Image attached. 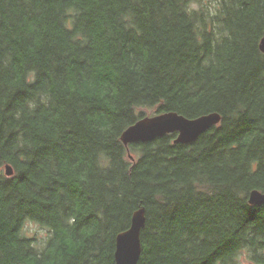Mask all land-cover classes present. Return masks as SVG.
<instances>
[{
    "label": "trees",
    "instance_id": "16d2710c",
    "mask_svg": "<svg viewBox=\"0 0 264 264\" xmlns=\"http://www.w3.org/2000/svg\"><path fill=\"white\" fill-rule=\"evenodd\" d=\"M263 33L264 0H0V264H116L140 207L138 264L264 262ZM171 111L222 121L122 141Z\"/></svg>",
    "mask_w": 264,
    "mask_h": 264
},
{
    "label": "water",
    "instance_id": "95a60500",
    "mask_svg": "<svg viewBox=\"0 0 264 264\" xmlns=\"http://www.w3.org/2000/svg\"><path fill=\"white\" fill-rule=\"evenodd\" d=\"M260 49L264 52V33L260 41ZM222 115L219 112H210L195 118H189L177 112H165L153 116H146L130 125L122 133L125 145L136 142H149L166 134L176 133L177 143H192L202 133L213 126L220 124ZM7 176L14 174L10 164L5 166ZM252 205H264V191L253 189L249 194ZM146 225V210L144 207L137 209L129 229L120 232L116 237L115 258L117 264H138L143 246L141 239L142 229ZM255 264H264L258 262Z\"/></svg>",
    "mask_w": 264,
    "mask_h": 264
},
{
    "label": "rangeland",
    "instance_id": "374dc122",
    "mask_svg": "<svg viewBox=\"0 0 264 264\" xmlns=\"http://www.w3.org/2000/svg\"><path fill=\"white\" fill-rule=\"evenodd\" d=\"M29 228H30L31 233H37L38 235L44 234V231H45L44 229L36 225H30ZM244 264H250V263L245 262Z\"/></svg>",
    "mask_w": 264,
    "mask_h": 264
},
{
    "label": "bare ground",
    "instance_id": "6f19581e",
    "mask_svg": "<svg viewBox=\"0 0 264 264\" xmlns=\"http://www.w3.org/2000/svg\"><path fill=\"white\" fill-rule=\"evenodd\" d=\"M262 51V50H261ZM263 52V51H262ZM264 53V52H263ZM175 140H176V138H175ZM175 143H177V142H175ZM252 191V190H251ZM250 191V192H251ZM250 192H249V194H250ZM248 199H249V195H248ZM115 252H116V249H115ZM115 262H116V258H115ZM117 264V263H116Z\"/></svg>",
    "mask_w": 264,
    "mask_h": 264
}]
</instances>
